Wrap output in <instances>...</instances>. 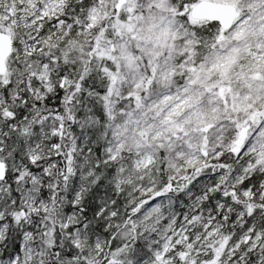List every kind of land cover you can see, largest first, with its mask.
I'll return each mask as SVG.
<instances>
[{"label": "snow or ice", "instance_id": "obj_1", "mask_svg": "<svg viewBox=\"0 0 264 264\" xmlns=\"http://www.w3.org/2000/svg\"><path fill=\"white\" fill-rule=\"evenodd\" d=\"M0 264H264V0H0Z\"/></svg>", "mask_w": 264, "mask_h": 264}]
</instances>
